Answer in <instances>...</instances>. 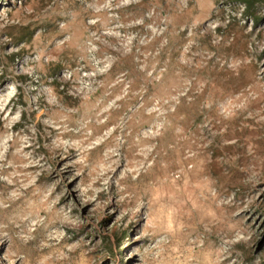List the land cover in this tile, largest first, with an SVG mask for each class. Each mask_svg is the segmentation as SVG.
I'll return each mask as SVG.
<instances>
[{
  "label": "rangeland",
  "instance_id": "obj_1",
  "mask_svg": "<svg viewBox=\"0 0 264 264\" xmlns=\"http://www.w3.org/2000/svg\"><path fill=\"white\" fill-rule=\"evenodd\" d=\"M245 12L0 0V264H264V0Z\"/></svg>",
  "mask_w": 264,
  "mask_h": 264
},
{
  "label": "trees",
  "instance_id": "obj_2",
  "mask_svg": "<svg viewBox=\"0 0 264 264\" xmlns=\"http://www.w3.org/2000/svg\"><path fill=\"white\" fill-rule=\"evenodd\" d=\"M236 2L241 3L245 7V13L248 16L252 15L253 10L255 9L257 5V0H236ZM257 22V21H256Z\"/></svg>",
  "mask_w": 264,
  "mask_h": 264
}]
</instances>
